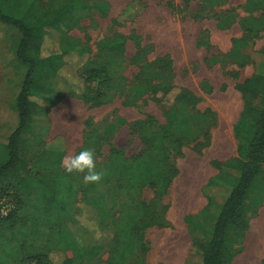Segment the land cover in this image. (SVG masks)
I'll return each mask as SVG.
<instances>
[{
    "label": "rangeland",
    "instance_id": "rangeland-1",
    "mask_svg": "<svg viewBox=\"0 0 264 264\" xmlns=\"http://www.w3.org/2000/svg\"><path fill=\"white\" fill-rule=\"evenodd\" d=\"M1 2L14 11V16L30 10L40 26L50 27L42 55L75 45L90 53L76 60L68 57L61 60V73L66 80L59 82L58 88L63 97L47 116L35 119L32 135L26 139L28 146L22 153L33 174L48 178L56 166L65 171L63 158L83 150L89 136L93 145L86 149L95 151L96 164H104L113 150L121 151L126 158L137 155L146 147L148 136L167 127L173 116L187 120L188 129L178 132L174 127L167 144L168 162L177 172L167 191L158 197L153 189L144 188L137 194L154 217L152 224L140 232L142 249L129 260V264H185L191 239L210 237L220 207L233 187V181L224 177L214 164L236 158L233 126L243 111L244 101L235 85L254 72L264 74V0ZM4 26L0 23V110H6L0 118L11 123V129L16 123V97L26 67L16 57L13 38L2 44L6 36L16 35L5 31ZM121 37L126 41V52L110 76L113 81L126 78L128 87L124 91L113 89V85L103 88L101 106L85 104L74 97L69 89L78 92L74 84L81 79L80 66L84 60L99 56L100 42ZM29 56L35 54L30 52ZM36 79L46 87L56 86L47 65L38 68ZM142 80L144 83L152 80L155 86L167 81L170 89L140 97L128 88H134ZM181 89L191 97L178 109L175 97ZM7 136L1 134L0 139ZM72 177L78 179L75 186L83 184L79 180L82 173H73ZM94 187L104 193L106 208H112L113 212L117 209L116 200L117 203L125 200L114 187L99 184ZM37 189H25L16 198L32 208L25 195ZM75 199L77 202L68 213L53 216V223L69 233H82L87 245L100 247L98 253L87 255L80 264H108L113 248L109 232L105 233L107 238L101 239L87 232L82 223L89 217L90 208L81 203V193ZM13 201L19 202L15 198ZM247 204L246 222L240 229L231 230L227 246L236 257L233 264H264V166ZM31 229L29 223L28 230ZM26 249L29 251L28 242L22 248L12 249L9 252L12 257L2 251L0 264H35ZM72 258L71 251L48 254L50 264Z\"/></svg>",
    "mask_w": 264,
    "mask_h": 264
},
{
    "label": "trees",
    "instance_id": "trees-1",
    "mask_svg": "<svg viewBox=\"0 0 264 264\" xmlns=\"http://www.w3.org/2000/svg\"><path fill=\"white\" fill-rule=\"evenodd\" d=\"M14 15V11L1 2L0 23L19 32L16 57L26 67V74L16 97L17 127L9 136L7 144L0 145V201L6 199L13 206L6 217L0 216V253L5 251L7 257H12L9 252L17 247L22 248L26 242L29 243V251L26 250L31 254L28 258L35 264H50L48 254L56 250L73 253L71 260L66 259L61 264H80L87 255L98 253L100 247L87 245L82 233H69L63 226L53 223V216L56 213H68L71 205L77 202L76 196L81 193V203L90 208L89 217L82 223L83 228L96 239L107 238L105 233L109 232L108 239L113 248L109 253L108 264H129L130 258L142 249L140 232L153 222V211L138 200L137 194L144 188L153 189L158 197L167 191L177 175L167 156L171 131L176 127L178 132H185L189 124L175 115L167 121V127L148 136L146 147L137 155L126 158L121 151L113 150L106 163H97V170L104 172L99 185L114 187L125 199L119 203L116 200L114 205H117V209L114 212L110 210L112 208H106L104 193L96 190L94 184L86 185L83 177L79 178L83 184L77 187L78 179H73L72 174L58 166L53 168L48 178L33 174L28 170V163L22 153L28 146L26 139L32 135L35 119L47 116L63 97L58 88V83L66 80L61 73V60L65 57L76 60L90 53L86 48L75 45L44 56L42 46L50 27L40 26L30 10L21 16ZM98 51V57H87L80 66L81 79L74 84L79 88L78 92L69 89L74 97L92 106L103 104V88L113 85V89L122 91L128 87L126 78L119 77L113 81L110 76L126 52L125 39L121 37L102 41ZM30 52L35 56H29ZM42 65L51 68L56 82L54 88L38 84L36 73ZM152 83V80H146L145 83L142 80L141 84L128 89L134 90L140 97L159 90L166 93L170 89L167 81L158 86ZM235 88L244 101L243 111L233 126L237 140L236 158L223 164H214L224 177L233 181V187L220 207L210 237L191 239L185 264L232 263L234 254L227 246L231 230L240 229L245 224L249 212L247 200L264 166V77L254 74L236 84ZM189 97L191 94L181 89L175 97V107L182 108L188 103ZM92 133L96 134L95 131ZM92 140L90 136L87 138L83 150L93 145ZM32 187L39 189L25 195L32 202L31 208L19 201L16 195ZM13 198L19 202L14 203ZM29 223L32 225L31 230H28ZM6 234L8 237H5ZM138 261L143 262L142 258Z\"/></svg>",
    "mask_w": 264,
    "mask_h": 264
},
{
    "label": "clouds",
    "instance_id": "clouds-1",
    "mask_svg": "<svg viewBox=\"0 0 264 264\" xmlns=\"http://www.w3.org/2000/svg\"><path fill=\"white\" fill-rule=\"evenodd\" d=\"M62 166L68 174L82 173L86 185L99 184L104 177V172L97 170L93 149H84L78 154L66 155L62 160Z\"/></svg>",
    "mask_w": 264,
    "mask_h": 264
},
{
    "label": "crops",
    "instance_id": "crops-1",
    "mask_svg": "<svg viewBox=\"0 0 264 264\" xmlns=\"http://www.w3.org/2000/svg\"><path fill=\"white\" fill-rule=\"evenodd\" d=\"M8 26H4V30L5 31H8V32H15L16 33V35L15 36H13V37H8V36H6L5 38H4V42L2 43V44H5V43H7V42H9V41H11L12 39L11 38H13V40H15V41H13L12 40V43H14L15 42V44L17 45L18 44V42H19V39H20V34L18 33V32H16L17 30L16 29H14V28H11V27H8ZM16 39H17V41H16ZM254 74H260L261 76H263L264 77V74H262V73H256V72H254L253 74H251L249 77H247V78H245L242 82H244L245 80H247V79H249V78H251ZM1 87V86H0ZM6 110V108L5 109H3V111L2 110H0V114H1V118H2V115L5 113L4 111ZM13 112H14V110H13ZM15 113V116H16V123H15V125L10 129V126H11V123H9L8 121H6V120H3V119H1V121H0V135L1 134H8V136H7V138L5 139V140H2V139H0V145H6L7 144V141H8V138H9V136L11 135V133L16 129V127H17V113L16 112H14ZM238 121V120H237ZM5 129V130H4ZM2 130H4V131H2ZM9 132V133H8ZM234 135V134H233ZM246 208H248V206H246ZM236 258V257H235ZM235 258H234V260H235ZM234 260L232 261V263L231 264H233L234 263Z\"/></svg>",
    "mask_w": 264,
    "mask_h": 264
},
{
    "label": "built area",
    "instance_id": "built-area-1",
    "mask_svg": "<svg viewBox=\"0 0 264 264\" xmlns=\"http://www.w3.org/2000/svg\"><path fill=\"white\" fill-rule=\"evenodd\" d=\"M12 208L13 206L8 200L2 199L0 201V216L6 217Z\"/></svg>",
    "mask_w": 264,
    "mask_h": 264
}]
</instances>
